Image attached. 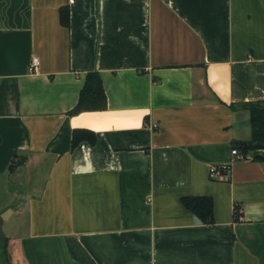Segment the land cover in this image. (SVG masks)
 <instances>
[{
  "label": "crops",
  "instance_id": "obj_1",
  "mask_svg": "<svg viewBox=\"0 0 264 264\" xmlns=\"http://www.w3.org/2000/svg\"><path fill=\"white\" fill-rule=\"evenodd\" d=\"M92 70L106 109L68 115ZM256 100L264 0H0V213L26 215L11 263L264 264V149L231 153ZM202 196L210 221L183 202Z\"/></svg>",
  "mask_w": 264,
  "mask_h": 264
},
{
  "label": "trees",
  "instance_id": "obj_2",
  "mask_svg": "<svg viewBox=\"0 0 264 264\" xmlns=\"http://www.w3.org/2000/svg\"><path fill=\"white\" fill-rule=\"evenodd\" d=\"M60 22L63 25L69 24V9L67 6L60 8ZM106 94L103 82L98 71H88L85 75L84 83L79 91L76 104L68 110V115H76L84 111H98L106 109ZM249 113L250 137L248 140L236 142L235 148L245 155L257 149H264V100L243 102L240 104ZM88 140L90 143L95 141L93 131L75 128L72 131V147L80 141ZM264 159V155L257 156ZM23 158L13 159L8 166L10 171L14 170L23 162ZM184 204L196 212L203 221L212 219L213 201L210 197H186ZM241 211L238 206L234 207V219H239ZM0 264H11V256L7 252V237L0 239Z\"/></svg>",
  "mask_w": 264,
  "mask_h": 264
},
{
  "label": "rangeland",
  "instance_id": "obj_3",
  "mask_svg": "<svg viewBox=\"0 0 264 264\" xmlns=\"http://www.w3.org/2000/svg\"><path fill=\"white\" fill-rule=\"evenodd\" d=\"M5 199L6 198L1 194L0 201ZM25 216L26 215L24 213H19L17 215H14L11 219L4 221L2 225L5 237H7V252L10 254V256L11 251L15 252L17 250V245L16 243H14V240L21 232H24L26 230Z\"/></svg>",
  "mask_w": 264,
  "mask_h": 264
},
{
  "label": "built area",
  "instance_id": "obj_4",
  "mask_svg": "<svg viewBox=\"0 0 264 264\" xmlns=\"http://www.w3.org/2000/svg\"><path fill=\"white\" fill-rule=\"evenodd\" d=\"M38 64H39V59L37 56H34L30 64L31 69L36 68ZM231 153L235 155L237 159H245L247 157V154L245 155L237 148H233L231 150ZM229 169H230V163L227 162L212 164L209 166V172L212 175H222L223 173L229 171Z\"/></svg>",
  "mask_w": 264,
  "mask_h": 264
},
{
  "label": "water",
  "instance_id": "obj_5",
  "mask_svg": "<svg viewBox=\"0 0 264 264\" xmlns=\"http://www.w3.org/2000/svg\"><path fill=\"white\" fill-rule=\"evenodd\" d=\"M8 217V212L0 213V239L5 238V233L3 232L2 225L5 219Z\"/></svg>",
  "mask_w": 264,
  "mask_h": 264
}]
</instances>
